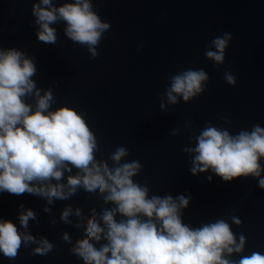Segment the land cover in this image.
<instances>
[{"label": "water", "instance_id": "water-1", "mask_svg": "<svg viewBox=\"0 0 264 264\" xmlns=\"http://www.w3.org/2000/svg\"><path fill=\"white\" fill-rule=\"evenodd\" d=\"M66 2L72 0H52L54 7ZM33 3L39 0H0V49L15 48L34 57L37 73L31 79L41 96L51 89L55 102L49 110L68 107L82 114L96 136V158L110 167L109 152L125 147L129 152L125 159L142 165L134 179L142 185L147 181L149 195L190 196L189 207L182 210L185 224L195 228L219 218L231 224L229 217L237 216L242 225L231 224V228L237 238L246 237L242 255L264 254V189L258 187L257 179L226 183L211 171L193 176L192 157L183 151L195 146L193 137L209 122L233 135L242 129L251 131L254 124L264 127V0H92L93 10L111 26L97 46L96 58L86 46L65 36L62 20L50 25L56 30V44L39 42ZM223 33H230L232 40L225 63L217 66L207 60L205 51ZM189 68L208 74L205 91L188 103L180 98L176 105L167 104L164 94L169 78ZM226 71L235 76V87L224 80ZM25 102L35 110L34 95L25 97ZM177 129L179 135L172 136ZM77 171H64L59 183L65 191L68 177ZM67 206L72 214L66 224L60 217ZM110 207L98 191L88 193L83 188L69 199L54 198L51 204L27 193H0V219L11 221L37 241L43 237L54 245L46 256L30 255L39 243L22 245L14 260L0 253V264H84L70 250L85 238L92 210L99 220L101 211ZM27 210L36 214V220L30 219L23 229L18 218ZM64 234L71 243L64 241ZM93 243L98 248L106 241Z\"/></svg>", "mask_w": 264, "mask_h": 264}, {"label": "clouds", "instance_id": "clouds-1", "mask_svg": "<svg viewBox=\"0 0 264 264\" xmlns=\"http://www.w3.org/2000/svg\"><path fill=\"white\" fill-rule=\"evenodd\" d=\"M31 14L39 26V42L56 44V30L50 25L62 20L66 23L65 36L86 46L92 58L98 56L97 46L111 27L93 10L92 0H72L60 7H54L52 0H39L33 3ZM231 40L230 33L214 37L205 51L207 60L223 65ZM36 73L34 57L28 58L15 48L0 49V193H27L51 204L54 198L69 199L79 188L88 193L98 191L104 203L113 207L104 208L99 220L92 210L85 238L77 240L70 250L73 255L84 264H264V254L259 251L242 255L246 237L240 234L237 238L231 228V224L242 225L237 216L229 217L231 224L219 218L194 228L185 224L182 217L191 197L149 195L147 181L142 185L134 179L142 165L137 160L125 159L129 156L125 147L109 152L111 167L107 161L98 160L96 136L83 115L68 107L50 111L55 102L52 91L48 89L41 96V90L31 79ZM223 78L235 87L236 78L231 72L226 71ZM169 79L164 97L167 104L176 105L180 98L188 103L200 96L209 76L203 69L189 68ZM33 95L35 110L25 102V97ZM160 107L165 108L163 98ZM224 122L231 124L230 120ZM178 135V129L172 132V136ZM193 139L195 146L183 149L192 157L193 176L211 171L226 183L255 177L258 187L264 189V127L254 124L251 131L242 129L233 135L209 122ZM72 168L78 171L68 177L65 191V185L59 181L64 171L71 172ZM53 180L58 183L53 184ZM208 180L211 182V176ZM70 214L72 208L67 206L60 219L70 223ZM75 214L79 217L80 209ZM18 219L20 228L27 229L29 220H36V214L27 210ZM55 223L53 220L52 224ZM63 239L71 243L67 234ZM101 239L106 243L97 248L93 242ZM31 243L40 246L30 255L46 256L54 247L46 238L37 241L11 221L0 219V253L5 258L14 260L21 246ZM234 255L239 259H232Z\"/></svg>", "mask_w": 264, "mask_h": 264}]
</instances>
